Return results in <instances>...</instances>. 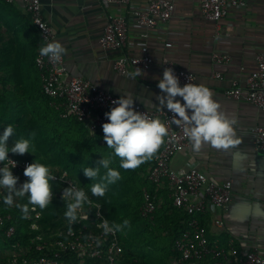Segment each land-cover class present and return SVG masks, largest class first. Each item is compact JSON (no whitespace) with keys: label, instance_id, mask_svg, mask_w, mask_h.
I'll list each match as a JSON object with an SVG mask.
<instances>
[{"label":"crops","instance_id":"crops-1","mask_svg":"<svg viewBox=\"0 0 264 264\" xmlns=\"http://www.w3.org/2000/svg\"><path fill=\"white\" fill-rule=\"evenodd\" d=\"M171 1L175 4L172 17L158 23L146 40L141 39L143 29L136 25L133 8L129 6L105 10L100 0H41V12L53 30L54 43L63 49L60 54L64 57L68 77L81 78L151 111L167 109L166 101L160 103L167 94L157 86L166 71L164 59L192 72L194 86L209 89L212 99L220 105L219 110L236 120L234 129L240 144L225 150L203 142L195 149L190 140L189 147L176 153L169 166L175 171L196 168L214 181H231L232 202L228 209L208 207L195 218L206 228L211 247L223 249L230 255L235 251L238 257L255 251L264 258V151L256 150L253 144L254 128L264 126V113L245 102L226 98V91L234 81L245 85L247 76L256 68L257 55L264 49V0H242L244 7L230 9L227 16L216 23L201 17L199 0ZM145 2L132 0L133 5L139 7ZM108 13L124 15L127 20V45L123 51L104 50L99 46ZM4 24L6 27L2 26ZM0 27V47L11 43L13 58L17 55L20 58L21 50L26 47L39 54V35L24 12L21 0L12 4L0 0ZM143 45L153 59L150 69L129 68L126 75L116 73L115 59L122 54L140 57ZM215 53L227 55L229 63H213ZM215 74L221 78H216ZM175 101L183 106L181 97H175ZM186 111L191 115L190 110ZM158 151L159 148L153 153L154 157ZM148 174L149 171L147 180ZM160 186L157 189L164 190L165 184ZM161 202L162 198L158 204ZM216 221L221 225H216Z\"/></svg>","mask_w":264,"mask_h":264},{"label":"built area","instance_id":"built-area-1","mask_svg":"<svg viewBox=\"0 0 264 264\" xmlns=\"http://www.w3.org/2000/svg\"><path fill=\"white\" fill-rule=\"evenodd\" d=\"M16 0H4L12 4ZM24 12L29 16L36 29L41 48L48 43H54V33L51 26L43 18L41 0H21ZM105 10L113 6H129L133 8L135 23L143 29L141 39H148L158 23L167 22L173 15L175 4L171 0H146L141 7L134 6L132 0H100ZM242 0H199L201 17L208 22L216 23L227 16L232 8L244 7ZM128 25L124 15L106 14V25L99 39V46L104 50L123 51L127 45ZM141 56L131 57L122 54L115 59L113 68L119 75H126L129 68L149 70L153 59L149 56L146 45L141 46ZM52 60L39 52L36 66L40 70L43 94L50 99V106L63 109V117H73L78 122L88 126L92 135L100 134L101 145H107L102 131V125L107 123L106 113L118 106L115 97L88 81L78 77H68L64 57ZM227 55L215 53L212 62L227 64ZM164 68L170 71L178 81V86L194 85L195 77L190 71L177 67L168 59H164ZM221 78L219 74L214 75ZM226 98L242 101L254 106L264 113V49L257 55L256 68L245 80V85L234 81L226 91ZM131 110L148 119H159L166 126L167 133L163 136L154 164L149 170L148 180L154 185L167 184L171 194L172 205L186 213L190 219L186 229L174 243L175 257L169 264H264V258L255 251H249L243 256H235L236 252L224 251L211 247L206 238V228L197 219V215L206 212L208 207L227 210L232 202V182H217L209 179L196 168L189 170H172L169 166L171 158L189 147V139L184 135L185 123H173L175 114L168 109L148 110L132 102ZM190 127V125H187ZM254 148L264 151V126L254 128ZM8 158L15 162L12 172H24L31 164L27 160ZM52 183L59 185L56 192H51L49 200L62 201L65 204L76 203L75 196H66L81 191L68 176L50 170ZM80 206L73 210V216H67L60 226L48 227L47 231L36 233L29 237L27 246L18 245V249L10 253L6 261L0 264H124L123 245L117 229L109 223L103 214L102 206L91 200L86 192ZM158 209V205L146 190L143 193V203L140 207V217L149 220ZM40 214L27 215L33 231L40 230ZM11 215L0 216V226H6L5 235L11 238L15 227L10 225ZM221 225L220 221L215 222ZM104 225H107V231ZM234 256L230 259V256Z\"/></svg>","mask_w":264,"mask_h":264},{"label":"trees","instance_id":"trees-1","mask_svg":"<svg viewBox=\"0 0 264 264\" xmlns=\"http://www.w3.org/2000/svg\"><path fill=\"white\" fill-rule=\"evenodd\" d=\"M2 26L6 27L5 24ZM12 52L11 43L0 47V134L11 125L13 134L8 139V146L24 138L30 140L35 151L23 155L9 153V156L32 163H46L58 174L67 172V176L91 200L102 206L104 216L117 229L123 245L124 264H169L176 255L174 243L185 231L190 217L173 207L167 184L164 183V190H161L157 189L160 185L147 180V171L154 164V154V158L145 160L135 169H120L126 157L106 156L110 150L107 145H100L99 133L91 137L87 125L73 117H63V109L50 106V99L42 91L35 50L30 51L26 47L21 50L20 58L19 55L13 58ZM106 158L109 160L107 169L103 166ZM85 168L97 171V176L87 177ZM109 169L119 171L120 177L110 180L107 175ZM23 173L12 172L17 180L12 190L6 186L0 188V216L11 215L13 221L9 226L15 227L13 236L7 238V227L0 226V262L6 261L18 245L22 248L27 246L29 237L47 231L48 227L60 226L68 216L70 203L48 200L41 208L29 203L30 193L16 196L15 193L29 181ZM94 185L103 188V196L92 193ZM58 189L59 185L49 180L50 193ZM145 190L158 205L149 220L140 217ZM8 196L12 198L10 205L4 204ZM161 198L162 202L158 204ZM24 207H27V212L22 210ZM36 213L40 214L39 231H33L31 221L27 219L28 214L34 216Z\"/></svg>","mask_w":264,"mask_h":264},{"label":"clouds","instance_id":"clouds-1","mask_svg":"<svg viewBox=\"0 0 264 264\" xmlns=\"http://www.w3.org/2000/svg\"><path fill=\"white\" fill-rule=\"evenodd\" d=\"M63 49L58 43H48L41 48L42 56H49L52 60H59ZM161 92L166 93V97L160 100L165 104L168 110L175 114L173 123L180 125L183 121L186 125L184 135L193 142V147L199 149L203 142L210 143L216 149H229L240 144L236 138L234 125L235 119H230L225 113L221 112L220 105L212 99V94L208 88L203 86L185 85L178 86L177 79L170 71L163 73L162 80L158 83ZM175 97H181L180 101H175ZM117 107L106 113L107 123L102 125L104 139L110 152L107 155L116 157H126L127 160L121 162L120 169H135L145 160L154 158L153 153L162 143V137L166 135L167 129L159 119H148L145 116L136 114L131 110L132 101L122 98L116 101ZM186 110H190L191 115ZM187 125H191L188 127ZM13 134L11 125L4 128L0 134V188L7 187L12 190L16 184V177L12 175V168L15 162L8 158L9 153L23 155L32 154L35 151L34 146L28 139H18L14 145L8 146V139ZM141 157V159H137ZM103 166L107 169L109 160L103 161ZM87 177L97 176V171L84 169ZM24 176L29 178L22 190L15 193L18 197H23L25 193H30L29 203L39 205L43 208L50 197L49 180L52 175L49 166L46 163L36 161L27 166L24 170ZM68 175L67 172L64 173ZM110 180L120 177V172L115 169H109L107 173ZM94 195L103 196L104 190L100 185H94L91 188ZM75 196L76 203L69 205L68 215L73 216V210L80 206L84 200V192L77 191L73 193L69 190L66 196ZM12 203L11 196L4 199V204ZM27 212V207L22 209ZM107 231V225H104Z\"/></svg>","mask_w":264,"mask_h":264},{"label":"rangeland","instance_id":"rangeland-1","mask_svg":"<svg viewBox=\"0 0 264 264\" xmlns=\"http://www.w3.org/2000/svg\"><path fill=\"white\" fill-rule=\"evenodd\" d=\"M20 186V188H21V185H19Z\"/></svg>","mask_w":264,"mask_h":264}]
</instances>
